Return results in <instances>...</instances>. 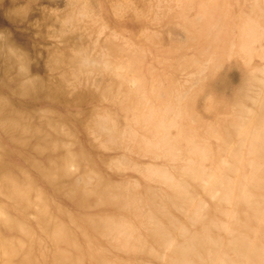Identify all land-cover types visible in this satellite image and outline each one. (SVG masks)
Masks as SVG:
<instances>
[{"label": "rangeland", "instance_id": "1", "mask_svg": "<svg viewBox=\"0 0 264 264\" xmlns=\"http://www.w3.org/2000/svg\"><path fill=\"white\" fill-rule=\"evenodd\" d=\"M0 264H264V0H0Z\"/></svg>", "mask_w": 264, "mask_h": 264}]
</instances>
